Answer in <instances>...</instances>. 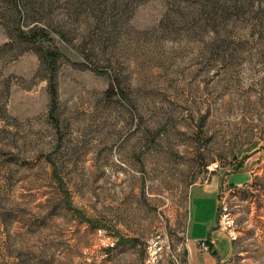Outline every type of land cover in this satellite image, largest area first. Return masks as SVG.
I'll use <instances>...</instances> for the list:
<instances>
[{"label": "rangeland", "instance_id": "1", "mask_svg": "<svg viewBox=\"0 0 264 264\" xmlns=\"http://www.w3.org/2000/svg\"><path fill=\"white\" fill-rule=\"evenodd\" d=\"M237 4L0 0V264H189L217 217V263L264 264V0Z\"/></svg>", "mask_w": 264, "mask_h": 264}, {"label": "crops", "instance_id": "2", "mask_svg": "<svg viewBox=\"0 0 264 264\" xmlns=\"http://www.w3.org/2000/svg\"><path fill=\"white\" fill-rule=\"evenodd\" d=\"M210 184L211 182L205 185H194L190 190V196L194 188L209 186ZM216 206L218 210V192ZM217 221L218 217L216 220H209V222H195L193 227L191 221H188L186 230V248L189 264H218V257L225 260L233 255L231 241H229L225 235L219 234V230L216 229ZM201 242H206L208 246L203 249L200 246Z\"/></svg>", "mask_w": 264, "mask_h": 264}, {"label": "trees", "instance_id": "3", "mask_svg": "<svg viewBox=\"0 0 264 264\" xmlns=\"http://www.w3.org/2000/svg\"><path fill=\"white\" fill-rule=\"evenodd\" d=\"M196 4L199 6L200 10H204L208 16H211L212 19L221 12L223 14V18H227L230 15V11L232 8H236L238 6L239 0H195ZM25 36V35H24ZM27 41L31 42L30 38H25ZM57 54H53L50 57L49 64L53 67L55 65V61L57 60ZM54 87V86H53ZM56 88L52 89V94L56 96Z\"/></svg>", "mask_w": 264, "mask_h": 264}, {"label": "built area", "instance_id": "4", "mask_svg": "<svg viewBox=\"0 0 264 264\" xmlns=\"http://www.w3.org/2000/svg\"><path fill=\"white\" fill-rule=\"evenodd\" d=\"M219 167H220V164L219 163H215V164H212L210 166V169H211V171H216L217 169H219ZM201 245L204 248H206L208 246L206 242H201Z\"/></svg>", "mask_w": 264, "mask_h": 264}]
</instances>
